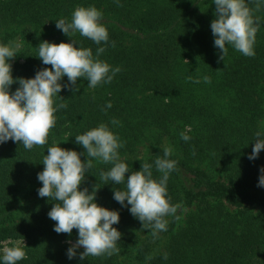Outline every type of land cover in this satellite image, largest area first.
<instances>
[{
    "label": "trees",
    "instance_id": "trees-1",
    "mask_svg": "<svg viewBox=\"0 0 264 264\" xmlns=\"http://www.w3.org/2000/svg\"><path fill=\"white\" fill-rule=\"evenodd\" d=\"M212 2L120 0L118 6L113 0H0V28L25 25L0 39L3 44L23 41L9 61L14 80L34 78L42 68H51L37 57L43 41L73 39L78 43L74 47L91 48L94 57L103 46L99 59L121 69L109 84L88 88V81L78 78L73 86L78 91L63 89L62 99L54 97V106L67 107L54 114L56 124L45 145L26 150L11 140L0 144V241L24 240L26 258L18 264H264V187H258L264 150L255 160L248 159L255 133L264 132L258 125L264 117V5L256 10L248 3L260 25L255 55L246 57L227 46L221 60L210 28L216 18ZM80 6H95L103 13L101 22L114 47L97 45L79 33L40 34L46 22L55 27V20H70ZM204 76L211 82L205 83ZM66 82L64 77L61 83ZM18 87L14 83L10 92ZM109 101L112 107L102 111ZM112 119L119 124H111ZM100 123L123 142L119 154L129 172L153 163V178L158 179L154 160L170 147L169 159L177 162L167 182L170 202L196 210L183 228L167 226L153 237L151 228L113 199L114 189L123 190V185L100 178L112 165L94 161L80 189L91 193L97 185L95 202L119 212L113 227L121 233L120 251L69 260L66 252L78 239L77 230L71 235L53 231L55 221L48 212L58 201L44 197L33 205L42 187L37 174L53 142L84 152L74 137ZM182 131L191 137L188 142L180 138Z\"/></svg>",
    "mask_w": 264,
    "mask_h": 264
},
{
    "label": "clouds",
    "instance_id": "clouds-1",
    "mask_svg": "<svg viewBox=\"0 0 264 264\" xmlns=\"http://www.w3.org/2000/svg\"><path fill=\"white\" fill-rule=\"evenodd\" d=\"M113 2L120 6V0ZM212 3L215 4L216 18L210 28L214 47L221 52L220 59L223 60L227 55V46L246 57L254 56L255 37L260 25L248 3H254L256 10H259L264 0H213ZM102 17L103 13L95 6H80L73 10L70 20H55V27L68 37L79 33L97 45L111 43L114 47L115 42L109 41L108 31L101 22ZM22 44L19 38L6 44L0 43V144L11 140L31 150L34 146L47 143L49 131L56 124L54 114L67 107L64 103L54 106V97L59 96L63 89L78 91V87L73 88L78 78L86 79L88 88L109 84L121 69L99 59L106 50L103 46L96 49L94 57L91 48L74 47L78 43L73 39L71 43L59 44L43 41L37 47V57L43 65H51V68H42L34 78L14 80L9 61L16 56ZM64 77H67V82L61 83ZM188 79L193 83L200 82L193 81L192 77ZM203 81L211 82L208 76H204ZM14 83H18L19 87L10 92ZM111 107L109 101L102 111ZM111 124L118 125L119 121L112 119ZM179 135L185 142L191 139L186 131ZM74 138L84 152L63 149L59 147L60 143L53 142L43 157V170L37 174V180L42 183V187L37 190L38 196L58 201L48 212V217L55 221L53 231L71 235L73 229L77 230L78 239L66 252L69 260L77 255L81 261L89 256H112L120 251L117 243L121 233L113 227L119 223V212L95 202L97 185L91 193L87 188L80 189L94 161L112 165L107 171L101 172L100 178L114 185H123V190L114 189L113 199L122 207H128L130 214L143 226L151 228L153 237L167 231V217L179 219L177 212L181 205L172 204L167 194L170 173L177 166L175 160L169 159L172 154L170 147L163 149V157L157 156L154 160L155 170L160 173V177L154 179L153 163L144 162L139 171L129 172L128 165L119 154L123 142L107 124L100 123ZM254 141L249 160L258 158L261 150H264V132L257 131ZM81 156H86V160L82 162ZM259 171L258 187H264V167ZM126 173H130L127 178ZM25 247L24 240L0 241V264H18L24 260ZM81 247L83 251L78 252ZM164 259H167L166 253Z\"/></svg>",
    "mask_w": 264,
    "mask_h": 264
},
{
    "label": "rangeland",
    "instance_id": "rangeland-1",
    "mask_svg": "<svg viewBox=\"0 0 264 264\" xmlns=\"http://www.w3.org/2000/svg\"><path fill=\"white\" fill-rule=\"evenodd\" d=\"M25 28V25H13L11 27L8 28H0V39L3 38L6 34H9L10 32L13 31H21L22 29ZM58 31V29L56 27L51 26V24L48 22L46 23L42 28H40V34L45 35V34H52V33H56ZM258 125L261 129L264 130V117L261 118L258 122ZM218 177V176H217ZM41 182H39L40 184ZM36 186V185H35ZM35 186L30 187V189H34ZM42 198L38 196V193L35 195V198L33 199V205L35 206ZM181 205V209H178L177 212V216H179V219H175L173 217H168V227H170V229H181L184 227L185 222L188 218V216L192 213L195 212L196 208L195 206H185L183 204H179ZM169 229V228H168ZM145 237L144 235L140 236ZM162 250V247L160 248L159 251L160 252Z\"/></svg>",
    "mask_w": 264,
    "mask_h": 264
}]
</instances>
